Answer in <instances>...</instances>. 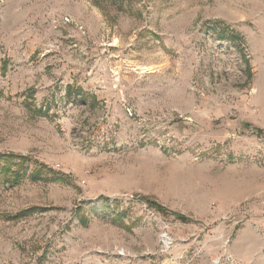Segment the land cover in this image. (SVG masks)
<instances>
[{
    "label": "rangeland",
    "instance_id": "obj_1",
    "mask_svg": "<svg viewBox=\"0 0 264 264\" xmlns=\"http://www.w3.org/2000/svg\"><path fill=\"white\" fill-rule=\"evenodd\" d=\"M10 155L0 264H264V0H0Z\"/></svg>",
    "mask_w": 264,
    "mask_h": 264
},
{
    "label": "trees",
    "instance_id": "obj_2",
    "mask_svg": "<svg viewBox=\"0 0 264 264\" xmlns=\"http://www.w3.org/2000/svg\"><path fill=\"white\" fill-rule=\"evenodd\" d=\"M15 158H20V157H15L14 155H10V156H0V161H5L6 164H8L7 162H10L8 160H14ZM20 160H25L23 157L20 158ZM13 167V163L7 165V168L3 169V177L5 178L4 183L5 184H18L22 181L23 176L19 175V173L14 172L12 173V168ZM10 174V176H9ZM33 181H41L42 180V176H41V172L39 173H34L33 176L31 177Z\"/></svg>",
    "mask_w": 264,
    "mask_h": 264
}]
</instances>
